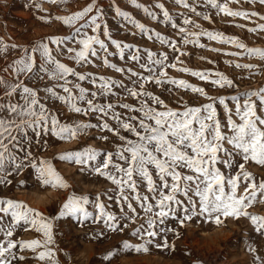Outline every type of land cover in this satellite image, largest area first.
Listing matches in <instances>:
<instances>
[{
	"label": "snow or ice",
	"instance_id": "obj_1",
	"mask_svg": "<svg viewBox=\"0 0 264 264\" xmlns=\"http://www.w3.org/2000/svg\"><path fill=\"white\" fill-rule=\"evenodd\" d=\"M44 3L56 6L57 13L63 7L67 14L40 19L49 25L58 22L66 26L69 35L41 38L29 45L0 38V264H26L25 252L31 253L38 264H60L54 250V228L67 218L82 228L99 225L112 233L131 229V236L142 243L125 241L123 248L144 253L151 245L169 247L167 233L175 229L160 227L169 220L184 226L199 217L205 223L222 226L226 219L246 218L264 237V215L249 212L254 205L264 203V178L258 179L247 170L249 162L264 167V88L217 97L209 95L204 87L168 74V69H175L209 83L217 91H235L234 81L220 71L178 67L184 63L180 58L188 55L183 49H205L201 40L206 38L241 50L225 55L264 61V48L249 47L235 36L205 29L186 14L174 19L165 3L148 7L138 0H128L145 17L176 30L178 42L153 32L122 10L117 0H111L109 7L115 18L135 31H129L124 23L120 27L130 35L147 37L171 49L170 59L168 52L142 49L114 38L100 0H90L75 12H68L71 0H32V7L44 12ZM172 3L204 21L211 22V16L198 11V7L215 10L217 16L230 17L233 22L248 21L254 25L247 27L250 34L264 33V13L255 10L256 6L264 8V0ZM231 4L241 7L233 9ZM153 9L160 10L162 19ZM234 26L246 27L239 23ZM208 50L220 52L216 48ZM111 58L122 61L124 66ZM231 66L248 71L254 68L240 63ZM87 67L106 68L120 78L77 70ZM152 89L167 92L172 100L166 102ZM177 90L193 94V102L178 97ZM201 98L207 102L198 103ZM172 103L178 107H172ZM218 108L223 111V120ZM65 111L71 115L61 119ZM93 131L97 141L103 143L101 148L84 146L57 159L110 182L111 194L106 191L103 195L115 202L119 215L110 210L100 194L93 200L72 191L52 216L5 195L13 180L28 169L33 170L34 188L69 190L71 185L52 160L40 158L39 154L47 150L51 138L79 141ZM24 183L20 181L19 185ZM137 220L144 223L132 228ZM29 229L40 238L14 239L18 231ZM104 231L94 232L92 238L101 237ZM160 233L165 235L162 243H157ZM247 251L254 255V264H264V257L256 254L257 248L249 244Z\"/></svg>",
	"mask_w": 264,
	"mask_h": 264
},
{
	"label": "rangeland",
	"instance_id": "obj_2",
	"mask_svg": "<svg viewBox=\"0 0 264 264\" xmlns=\"http://www.w3.org/2000/svg\"><path fill=\"white\" fill-rule=\"evenodd\" d=\"M88 2H90V0H71L68 12L82 10L83 7L87 6ZM100 2L107 12L106 18L114 38L125 43L139 46L142 49L147 48L148 50L156 52H168L171 59L173 53L171 49L166 46L162 47L158 42L148 41L147 37H141L139 35L133 36L126 33L124 28L120 27L121 23H124L129 31H135V29L127 25L126 22H122L119 18H115L114 12L109 7L111 0H100ZM138 2L148 7H151L157 2L165 3V6L174 19L181 14H186L189 18L194 19L196 23L201 24L205 29L221 31L225 35L235 36L249 47L264 48V33H248L247 27L254 26L248 21L236 20L233 22L230 17H225L223 15L217 16L215 10L209 11L208 9H201L198 7V11L203 10L205 14L211 16V22L204 21L202 18H197L193 14L187 12L186 9L174 5L172 0H138ZM190 2H192V0H190ZM117 4L122 10L128 11L134 18L144 23L146 27L152 29L153 32L159 31L161 35L168 36L169 39H175L179 42V36L176 30L171 29L170 26H166L163 23L152 21L150 18L145 17L141 11L134 9L128 4V0H117ZM43 5L45 11L39 12L32 7V0H0V38L5 39L6 42H15L18 45H29L30 42L40 40L41 38L54 35H69L70 32L66 26H61L58 22L49 25L40 19L42 16L51 17L56 14H67L64 12L63 7H61L59 13H57L56 6L47 3ZM230 7L237 9L241 6L231 4ZM243 7L251 10L250 6L247 4H244ZM153 10L156 11L158 16L162 19L160 10ZM255 10L264 13V8L259 6H256ZM177 23L182 24V21L177 19ZM235 23L245 24L246 27L244 29L237 28L234 26ZM201 42L206 45L205 49L194 46H188L183 49L188 55L180 58L184 63L178 65V67H188L192 70L220 71L234 81L236 90L234 91L232 88H229L227 90L222 89L217 91L216 88L209 83L200 81L198 78L192 77L186 73L177 72L175 69H168L169 76L176 79H184L195 86L204 87L209 95L217 97L243 95L244 93L260 91L264 88V61L256 58H247L244 55H225L224 53L241 51L231 45L207 41L206 38H202ZM209 48L219 49L220 52H212L208 50ZM61 59L63 62L69 64V66H74L67 59ZM111 59L113 62L117 63L118 66H124L122 61L116 58ZM236 63L251 64L254 68L248 71L231 66ZM133 67L135 70L141 71L136 68L135 65H133ZM77 70L91 71L98 75L120 78L119 74L106 68L97 69L87 67L83 70ZM86 86L91 87V85ZM152 90L157 94H161L166 102L172 100V97L167 92L161 93L158 89ZM177 94L178 97H183L187 103H192L194 100L193 94L186 93L183 90H177ZM128 102L132 103L133 101ZM206 102L207 101L203 98L198 101V103ZM171 106L178 107V105L174 103H172ZM218 111L223 120L222 109L218 108ZM70 115L71 114L65 111L61 119H67ZM81 119L87 118L81 117ZM96 136L97 133L93 131L91 136L81 138L79 141L62 142L55 138H51L47 150H42L39 154L40 158L52 160L57 171L71 185L69 190H55L50 187L47 189L34 188L33 186L36 182L33 170L28 169L20 177L13 180V184L9 187L5 195L19 202L27 203L30 207L41 211L45 215L52 216L57 213L61 204L72 191L80 195H89L90 199L93 200L97 194H100L101 200L106 205L111 206L110 210L119 215V209L115 202L109 201L107 196L103 195L106 191L111 194L110 189L112 186L110 182L102 177L83 173L80 171L79 166L57 159L58 156L64 153L80 150L84 146L101 148L103 143L97 141ZM247 170L258 179L264 178V167L255 165L254 162H249ZM20 181H25V183L19 185ZM242 191L243 187L241 188V192ZM39 200H42L41 203ZM36 202L38 204L40 203V206H38ZM89 210H93L91 206H89ZM137 210L143 215L142 210L139 208ZM249 212L253 215H264V203L254 205L249 209ZM142 223H144L143 220H137L132 228L139 227ZM57 224L58 227L54 228V238L56 241L54 250L57 252L60 264H254V255L247 251L249 244L257 248L256 254L264 257V237H261L255 232L254 226L246 218H241L239 220L229 218L224 221L222 226H215L213 223H205L199 217L194 218L192 221L185 222L184 226H180L176 220H169L166 222V225L160 226L175 229L174 232L167 233L169 247L157 248L155 245H151L147 253L123 248V243L125 241L132 245H139L142 243L138 238L131 236V229H125V231L121 233H112L104 231L99 225H91L90 228L85 226L82 228L71 218L58 221ZM96 231H104V234L94 239L92 236ZM177 232L179 233L178 236L176 235ZM164 235L165 233H160V236L156 238V242L162 243ZM211 236L214 237V241L209 239L212 238ZM37 238H40L39 234L34 233L31 229L26 232L18 231L14 236V239H24L26 241ZM204 238L212 242L206 243L203 241L205 240ZM24 255L26 257V264H38V262L32 258L31 253L25 252ZM148 257H150L149 260L145 262L141 261Z\"/></svg>",
	"mask_w": 264,
	"mask_h": 264
},
{
	"label": "bare ground",
	"instance_id": "obj_3",
	"mask_svg": "<svg viewBox=\"0 0 264 264\" xmlns=\"http://www.w3.org/2000/svg\"><path fill=\"white\" fill-rule=\"evenodd\" d=\"M44 6V5H43ZM45 195V194H44ZM50 195V194H49ZM35 197V196H34ZM39 198V197H38ZM37 201H38V199H37ZM42 201V200H41ZM41 201L39 200V202L41 203ZM40 203L38 204L37 202H36V204L38 205V206H40ZM210 233V232H209ZM208 233V234H209ZM219 233V232H218ZM217 233V234H218ZM207 234V233H206ZM213 234V233H212ZM214 234H215V232H214ZM220 234V233H219ZM224 235V234H223ZM227 235V234H226ZM206 236V235H205ZM225 236V235H224ZM223 236V237H224ZM212 237V236H211ZM214 237H212V238H209L210 240H212V241H214V239H213ZM205 239V238H204ZM209 239H205V240H203L204 242H206V243H208V242H212V241H209ZM226 239V238H225ZM216 240V239H215ZM223 240H224V238H223ZM222 240V241H223ZM198 241H199V239H198ZM200 242V241H199ZM202 242V241H201ZM83 247V246H82ZM91 247V246H90ZM150 259V257H148V258H144V259H142L141 261L142 262H145L146 260H149ZM151 259H153V258H151ZM140 264V263H139ZM143 264V263H142ZM146 264V263H145Z\"/></svg>",
	"mask_w": 264,
	"mask_h": 264
}]
</instances>
